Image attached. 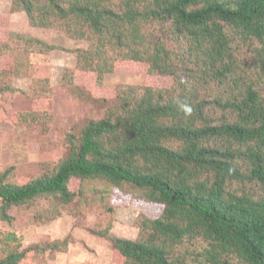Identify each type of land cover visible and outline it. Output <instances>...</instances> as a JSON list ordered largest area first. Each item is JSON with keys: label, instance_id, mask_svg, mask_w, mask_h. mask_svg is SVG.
Instances as JSON below:
<instances>
[{"label": "trees", "instance_id": "obj_1", "mask_svg": "<svg viewBox=\"0 0 264 264\" xmlns=\"http://www.w3.org/2000/svg\"><path fill=\"white\" fill-rule=\"evenodd\" d=\"M11 10L33 27L88 40L76 68L98 82L119 64L143 63L172 83L118 85L102 118L65 135V157L22 183L10 180L12 168L0 172V221L12 223L9 210L28 205L37 223H50L89 182L128 184L162 210L137 216L135 239L94 231L120 264H264V0H11ZM56 48L15 34L0 42L16 62ZM13 74L0 69V94L14 91ZM46 116L18 113L34 123ZM32 252L9 250L0 264H24Z\"/></svg>", "mask_w": 264, "mask_h": 264}, {"label": "rangeland", "instance_id": "obj_2", "mask_svg": "<svg viewBox=\"0 0 264 264\" xmlns=\"http://www.w3.org/2000/svg\"><path fill=\"white\" fill-rule=\"evenodd\" d=\"M10 34L58 46L47 54L20 53L17 62L11 53L0 54V69H14L9 80L14 91L0 94V172L12 168L13 182H25L65 157V135H77L89 119L102 118L115 104L118 85L169 87L172 83L168 76L148 74L143 63L119 64L98 82L94 72L76 68V50L87 48L88 40L71 38L59 28L33 27L24 11L11 10V0H0V42ZM40 79L45 83L39 84ZM44 91L49 95L46 100L39 97ZM35 109L47 111L45 123L18 117ZM78 185L74 179L69 187L77 194ZM85 188L50 223H37L34 207H12L13 222L0 221V258L9 250L28 248L34 252L24 264H120L111 241L94 231L108 228L112 236L135 239L137 216L157 217L162 205L135 198L137 189L128 184L116 188L95 180ZM9 233L16 241L7 239ZM65 240L64 251L54 250L53 243Z\"/></svg>", "mask_w": 264, "mask_h": 264}]
</instances>
